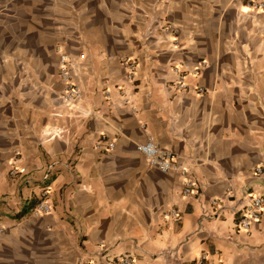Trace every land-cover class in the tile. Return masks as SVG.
Masks as SVG:
<instances>
[{
    "label": "crops",
    "instance_id": "0c3cea01",
    "mask_svg": "<svg viewBox=\"0 0 264 264\" xmlns=\"http://www.w3.org/2000/svg\"><path fill=\"white\" fill-rule=\"evenodd\" d=\"M62 55L81 89L73 110ZM124 57L136 62L133 80ZM181 74L189 89L176 84ZM50 127L65 133L45 141ZM149 136L188 169L192 193L138 150ZM259 167L264 12L242 0H0V264L101 253L264 264V214L249 231L238 225L240 206L264 192ZM46 186L52 209L34 215Z\"/></svg>",
    "mask_w": 264,
    "mask_h": 264
},
{
    "label": "built area",
    "instance_id": "2783aa9c",
    "mask_svg": "<svg viewBox=\"0 0 264 264\" xmlns=\"http://www.w3.org/2000/svg\"><path fill=\"white\" fill-rule=\"evenodd\" d=\"M243 5L246 9L250 11H262L264 12V0H242ZM206 61H201L200 65H205ZM122 65L126 68V76L129 80H133L136 73V62L130 57H124L122 59ZM72 62L67 55L61 56V65L59 69V74L62 81L65 83V90L62 94V99L69 110H73L76 106L77 100L81 95V89L78 84L73 80L71 69ZM199 67H196L194 74L198 75ZM176 84L181 89H189V85L185 82L183 74L180 75ZM199 92H203V87H196ZM65 133V128L62 127H50L46 128L44 133L45 141H50L52 139L61 138ZM114 143H109V148L112 149ZM138 150L146 157L148 163L162 171H172L183 176V192L185 194L192 193L197 185L195 181L190 177L188 169L184 167L178 160H176L175 154L172 150L161 147L154 139L153 136H149L145 141L140 142L137 146ZM58 162H55L49 166L48 171L44 175V179H48L51 171ZM22 168L14 167L10 169V175L16 176L22 172ZM257 173L263 174L264 170L262 168H257ZM51 194V188L46 186L42 189L40 198L37 204L33 207L32 213L34 215H41L50 213L52 207L49 202V196ZM212 205L216 207L221 206V201L219 199L212 200ZM239 220L238 225L244 231H249L252 225L259 222L263 218L264 214V192L260 194L251 195L249 201L239 208ZM169 218H179L180 211L176 208H171L167 213ZM101 253L103 261H87L83 264H131L133 262V257L131 255H122L117 257L108 258ZM196 264H211L208 261V255L202 253Z\"/></svg>",
    "mask_w": 264,
    "mask_h": 264
}]
</instances>
